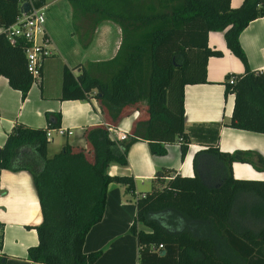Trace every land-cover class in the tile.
I'll list each match as a JSON object with an SVG mask.
<instances>
[{
  "label": "trees",
  "instance_id": "1",
  "mask_svg": "<svg viewBox=\"0 0 264 264\" xmlns=\"http://www.w3.org/2000/svg\"><path fill=\"white\" fill-rule=\"evenodd\" d=\"M69 1L74 19L87 12L94 24L108 19L120 27L116 53L96 63V73L81 63L74 65L79 67L77 73L68 66L62 71L60 98H95L106 125L84 129L85 147L66 142L48 156L46 131L59 126L57 113L46 127L15 123L0 145V168L23 169L32 176L42 219L33 226L38 242L28 247L27 257L45 264H88L99 257L100 249L84 252L82 245L90 227L102 218L108 183L125 184L133 193L132 175L108 172L112 162L127 163L133 141L146 140L152 154H164L165 145L177 141L181 158L185 156L189 137L184 127V86L206 81L208 57L222 54L208 45L210 30L224 31L227 47L244 65L231 81H224L225 93L234 94L227 125L264 132V74L250 67L239 41L242 29L264 15V0H243L237 7L230 0ZM20 2L0 0V75L25 98L35 81L27 70L25 41L13 42L6 35L20 12ZM130 109H140L141 115L128 138L117 140L107 127L117 126ZM207 149L225 164L215 186H208L198 174H172L171 167H162L151 178L145 196L135 199L129 231L136 236L140 262L264 264V222L244 230L231 223L239 193L252 192L264 203V180L234 177L231 163L246 161L263 169L264 157L250 150L222 152L213 144ZM260 212L264 218V207ZM185 220L208 222L213 237L194 234Z\"/></svg>",
  "mask_w": 264,
  "mask_h": 264
},
{
  "label": "crops",
  "instance_id": "2",
  "mask_svg": "<svg viewBox=\"0 0 264 264\" xmlns=\"http://www.w3.org/2000/svg\"><path fill=\"white\" fill-rule=\"evenodd\" d=\"M25 1L28 6H45V29L51 38L52 54L42 62L40 79L32 83L25 98L21 97L20 90L10 86L5 76L0 75V145L15 123L46 127L58 113L59 126L73 128V133L60 135L58 139L52 135L47 150L51 142L55 149H60L66 142L85 147L84 129L106 123L105 117L93 97L60 98L62 71L64 66H68L77 73L79 67L74 68L77 63L86 67L94 63L91 69L96 73V63L116 53L121 39L120 27L108 19L94 24L93 17L87 12H79L74 19L69 0ZM242 1L230 0V5L237 7ZM239 41L250 67L264 74V15L251 20L242 29ZM208 45L219 49L222 54L208 57L206 81L184 86V127L189 137L185 156L181 158L177 141L167 143L164 154H152L148 142L137 139L128 147L126 164L112 162L109 165V174L132 175L134 190L129 193L125 184L108 183L102 218L90 227L82 245L84 252L101 250L99 257L88 264H170L140 262L136 236L129 231L136 213L135 199L139 193L150 190L151 178L162 167H171L172 174H198L211 187L219 183L225 173V164L207 149L209 144L222 152L250 150L264 157V132L227 125L232 115L234 94L225 93L224 81L233 73L242 72L244 65L227 47L223 30H210ZM85 59H88L87 63ZM47 112L53 115L49 118ZM140 115V109L128 110L114 126L115 129L130 135ZM231 171L236 178L264 180V168L257 169L250 162L235 160L231 163ZM147 183L149 187L141 188ZM256 202H259L257 211ZM263 207L264 203L254 193H239L232 210V225L243 230L255 229L264 222L260 212ZM256 212L259 214L255 215ZM41 219L31 174L23 169L0 168V254L4 256L3 264H45L27 257L28 247L38 242L33 226ZM185 225L199 236L212 238L215 233L208 222L185 220Z\"/></svg>",
  "mask_w": 264,
  "mask_h": 264
},
{
  "label": "built area",
  "instance_id": "3",
  "mask_svg": "<svg viewBox=\"0 0 264 264\" xmlns=\"http://www.w3.org/2000/svg\"><path fill=\"white\" fill-rule=\"evenodd\" d=\"M20 12L13 24L7 27L6 35L10 41L18 42L23 39V46L26 56L27 70L32 74L35 81L41 76V66L44 58L52 54L51 38L45 29V6H32L24 8L25 0H20ZM264 54V50H263ZM231 81V76L228 78ZM106 125V123H104ZM110 136L117 140L128 138L125 131H118L114 126L108 125ZM60 135H69L73 133V128H65L61 126L48 128L46 131L47 139H51L53 133ZM145 192L139 193L138 197L145 196ZM159 244L157 248H161Z\"/></svg>",
  "mask_w": 264,
  "mask_h": 264
},
{
  "label": "rangeland",
  "instance_id": "4",
  "mask_svg": "<svg viewBox=\"0 0 264 264\" xmlns=\"http://www.w3.org/2000/svg\"><path fill=\"white\" fill-rule=\"evenodd\" d=\"M45 18H46V11H45ZM51 57L50 55L49 56H46L45 58H44V60H43V62L46 60V59H49V58ZM85 62L87 63L88 62V59H85ZM77 62H75L74 64H76ZM89 68H91V67H89ZM144 108V106H143V104H141V106H140V109L142 110ZM53 135H54V137L56 138V139H58V138H60L61 136H60V134H58V133H56V132H54L53 133ZM59 149H55V145L51 142V144H50V147H49V149L47 150V155L48 156H51V155H53L56 151H58ZM149 183H147V184H145L144 186H141V188H147V187H149V185H148Z\"/></svg>",
  "mask_w": 264,
  "mask_h": 264
},
{
  "label": "water",
  "instance_id": "5",
  "mask_svg": "<svg viewBox=\"0 0 264 264\" xmlns=\"http://www.w3.org/2000/svg\"><path fill=\"white\" fill-rule=\"evenodd\" d=\"M23 6H24V8H28V2H24L23 3ZM165 253V250L163 249L161 252H160V254H164Z\"/></svg>",
  "mask_w": 264,
  "mask_h": 264
}]
</instances>
